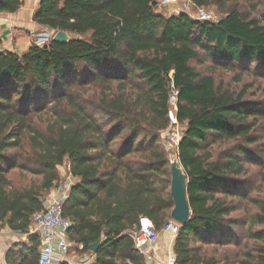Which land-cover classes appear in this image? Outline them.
<instances>
[{"label":"trees","instance_id":"obj_1","mask_svg":"<svg viewBox=\"0 0 264 264\" xmlns=\"http://www.w3.org/2000/svg\"><path fill=\"white\" fill-rule=\"evenodd\" d=\"M186 1L219 18L165 17L156 0L40 1L33 21L71 40L0 53V225L28 234L67 164L77 180L62 211L72 250L88 254L99 242L91 264H146L129 232L141 216L162 229L173 208L161 142L172 74L191 210L174 264H264V199L251 201L258 213L250 219L232 218L244 196L238 178L257 157L243 146L211 155L220 142L258 145L252 132L264 102L246 99L251 86L237 91L193 66L211 62L263 79L264 0ZM21 5L0 0V13ZM28 237L36 253L39 239Z\"/></svg>","mask_w":264,"mask_h":264},{"label":"rangeland","instance_id":"obj_2","mask_svg":"<svg viewBox=\"0 0 264 264\" xmlns=\"http://www.w3.org/2000/svg\"><path fill=\"white\" fill-rule=\"evenodd\" d=\"M187 3L186 0H176V1H164V0H156V13L169 17L176 16L183 12L184 5ZM207 17L210 21L215 22L219 15L216 13L215 9H204ZM190 16L194 20L204 21L199 19L197 15V9H190ZM54 31L50 32L48 36H43L41 42L39 44L41 46L48 45L51 41L52 36L54 35ZM193 66L196 67L197 71L202 73L203 75H213L218 80H223L225 84L230 85L232 88H235L237 91L241 90L243 85L251 86V89L246 97L248 101L251 102H264V78L259 79L256 78L253 74L248 73L246 69L236 68L237 70H223L219 67L218 64H213L211 62L199 63L194 62ZM239 66V65H238ZM253 69V67H251ZM241 78V83H236L237 78ZM236 78V79H235ZM259 126L255 128L252 132L258 138V145H248L245 141L235 140V141H225L220 142L219 144H215L212 147L211 155L213 159L219 156L223 151L230 150L235 146H243L244 148L252 151L256 157L257 162L255 163H245L244 173L239 176L238 180L243 183L244 193L242 198L239 200L240 208L239 211L232 215V218H236L239 220H247L250 219L253 215L258 213L255 204L251 201H261L264 199V119L258 117ZM182 133V128L180 130ZM161 142L165 146L166 152L168 156L177 157V147L168 140L167 131L161 134ZM260 152L261 155H256ZM63 168L60 167V171L62 174L59 175L58 182L55 188H52L47 194L46 198L49 195L54 194V190L57 188H62L65 184L66 177L63 173ZM261 229V227H256ZM243 243L244 241L241 240ZM252 244V243H250ZM71 252V250H70Z\"/></svg>","mask_w":264,"mask_h":264},{"label":"built area","instance_id":"obj_3","mask_svg":"<svg viewBox=\"0 0 264 264\" xmlns=\"http://www.w3.org/2000/svg\"><path fill=\"white\" fill-rule=\"evenodd\" d=\"M176 1V0H164ZM185 13L190 16L191 6L187 2L183 6ZM199 19L210 21L204 9H197ZM170 84L168 89V120L169 127L167 129L169 143L178 147L182 138L181 125L177 120V103L178 90L173 84L172 74H169ZM63 168L65 175V184L62 188L54 190V194L49 195L43 210L35 213L31 217L27 235H35L39 239V252L36 264H61L64 262L67 253L72 250L73 245L69 241V229L72 223L62 214L63 203L68 196L70 188L76 183L70 172L69 166L64 164L60 166ZM180 226L170 219L163 226L162 231L177 236ZM135 248L144 256L147 255V247H150L157 238V230L152 222L146 216H141L138 219L137 227L129 232ZM81 247H79L80 249ZM93 260V257L87 261V264Z\"/></svg>","mask_w":264,"mask_h":264},{"label":"crops","instance_id":"obj_4","mask_svg":"<svg viewBox=\"0 0 264 264\" xmlns=\"http://www.w3.org/2000/svg\"><path fill=\"white\" fill-rule=\"evenodd\" d=\"M40 1L22 0V5L16 12L0 13V53L9 52L22 55L32 45L41 46L39 42L43 36H48L52 32L33 21ZM59 169L60 167H58L60 175L62 173ZM46 200V197L42 199L43 205H45ZM28 236L14 232L6 225H0V264H36L39 246L36 253L32 254L33 242ZM175 237L162 231V229L157 230L156 241L147 247V255H144L146 264H174ZM92 257V252L79 254L71 250L65 256L64 262L67 264H87V261ZM92 261L88 264H91Z\"/></svg>","mask_w":264,"mask_h":264},{"label":"water","instance_id":"obj_5","mask_svg":"<svg viewBox=\"0 0 264 264\" xmlns=\"http://www.w3.org/2000/svg\"><path fill=\"white\" fill-rule=\"evenodd\" d=\"M71 38L64 31L55 32L51 42L58 44H67ZM170 168V196L173 208L169 213V219L183 228L188 223L191 210L187 197V176L178 161L177 157L168 156ZM99 242L89 246L90 252H96Z\"/></svg>","mask_w":264,"mask_h":264}]
</instances>
